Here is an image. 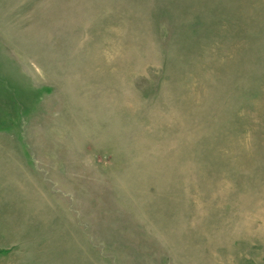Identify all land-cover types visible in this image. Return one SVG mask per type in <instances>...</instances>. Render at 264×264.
<instances>
[{
  "label": "rangeland",
  "instance_id": "obj_1",
  "mask_svg": "<svg viewBox=\"0 0 264 264\" xmlns=\"http://www.w3.org/2000/svg\"><path fill=\"white\" fill-rule=\"evenodd\" d=\"M0 264H264V0H0Z\"/></svg>",
  "mask_w": 264,
  "mask_h": 264
}]
</instances>
